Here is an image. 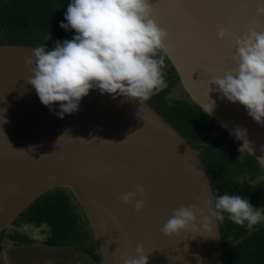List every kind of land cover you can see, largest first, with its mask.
<instances>
[{
    "label": "water",
    "instance_id": "1",
    "mask_svg": "<svg viewBox=\"0 0 264 264\" xmlns=\"http://www.w3.org/2000/svg\"><path fill=\"white\" fill-rule=\"evenodd\" d=\"M257 3L153 0L152 16L169 33L167 58L187 99L203 110L215 101L207 114L229 134L237 126L246 129L249 146L243 150L264 171V124L239 103L222 99L211 84L235 67L229 58L234 41H221L217 33L227 28L242 36L249 27L264 25ZM34 48L0 45V234L39 196L66 188L82 208L103 264H123V254L135 257L138 244L148 264H222L214 218L198 217L196 229L171 238L161 231L173 209L203 208L214 196L198 151L147 102L95 89L77 112L61 118L59 104L43 105L26 83L31 72L25 58ZM137 184L145 189L140 212L135 200L120 199Z\"/></svg>",
    "mask_w": 264,
    "mask_h": 264
},
{
    "label": "clouds",
    "instance_id": "2",
    "mask_svg": "<svg viewBox=\"0 0 264 264\" xmlns=\"http://www.w3.org/2000/svg\"><path fill=\"white\" fill-rule=\"evenodd\" d=\"M66 9L67 23L61 21L60 27L74 30L73 38L56 41L53 50H46V44L38 46L32 54L35 59L25 58L31 72L26 83L43 105L52 108L59 104L56 114L63 118L77 112L81 100L94 89L143 104L167 88L164 69L170 52L166 43L169 33L153 19V0H70ZM256 13L264 17V0H258ZM217 37L234 41L235 51L229 58L235 67L223 76H214L211 84L217 86L222 99L239 103L254 121L264 124V25L249 27L242 36L222 28ZM214 106L215 101L207 103L204 111L211 113ZM246 133L238 126L232 130L242 141L240 152L249 146ZM144 193L143 185L137 184L135 191L120 199L124 204L135 200L134 210L140 212L145 207ZM204 204L203 208L191 204L173 209L161 229L163 235L171 238L196 229L198 217L201 222L210 218L223 222L226 214L248 231L264 222V208L253 206L241 195H214ZM123 264H148L143 245H137L135 257L124 253Z\"/></svg>",
    "mask_w": 264,
    "mask_h": 264
},
{
    "label": "trees",
    "instance_id": "3",
    "mask_svg": "<svg viewBox=\"0 0 264 264\" xmlns=\"http://www.w3.org/2000/svg\"><path fill=\"white\" fill-rule=\"evenodd\" d=\"M70 0H0V45L38 47L53 50L56 41L72 39L74 30L60 27ZM50 34L51 39L46 37ZM167 88L146 101L198 151L212 183L214 195H241L255 207L264 208V171L240 142L211 116L187 98L170 95L179 78L166 57ZM49 228L48 246H69L85 252L96 264H103L97 244L84 222L83 213L66 188H54L39 196L12 222ZM219 222V221H218ZM222 264H264V222L253 231L231 222L225 214L219 222ZM6 237L17 244L32 241L19 232L0 234V249Z\"/></svg>",
    "mask_w": 264,
    "mask_h": 264
},
{
    "label": "rangeland",
    "instance_id": "4",
    "mask_svg": "<svg viewBox=\"0 0 264 264\" xmlns=\"http://www.w3.org/2000/svg\"><path fill=\"white\" fill-rule=\"evenodd\" d=\"M170 96L175 99L187 98L180 85L173 89ZM69 192L74 198V202L77 203L78 209L83 213L74 194L70 190ZM83 220L87 223L84 213ZM89 229L92 234L90 227ZM14 231L26 235L32 242L30 244H16L4 237L0 249V264H96L90 256L78 248L45 245L43 241L49 233V228L45 224L35 226L31 223L23 222L19 225L11 224L5 229L7 234Z\"/></svg>",
    "mask_w": 264,
    "mask_h": 264
},
{
    "label": "flooded vegetation",
    "instance_id": "5",
    "mask_svg": "<svg viewBox=\"0 0 264 264\" xmlns=\"http://www.w3.org/2000/svg\"><path fill=\"white\" fill-rule=\"evenodd\" d=\"M12 224H13V223H12ZM14 232H16V231H14ZM47 236H48V235H47ZM47 236H46V238H47ZM46 238H45V240H46ZM9 240H10V239H9ZM45 240H44V241H45ZM44 241H43V242H44Z\"/></svg>",
    "mask_w": 264,
    "mask_h": 264
},
{
    "label": "crops",
    "instance_id": "6",
    "mask_svg": "<svg viewBox=\"0 0 264 264\" xmlns=\"http://www.w3.org/2000/svg\"><path fill=\"white\" fill-rule=\"evenodd\" d=\"M12 241V240H11ZM14 243H16L15 241H13ZM17 244V243H16ZM9 257H10V254H9Z\"/></svg>",
    "mask_w": 264,
    "mask_h": 264
}]
</instances>
